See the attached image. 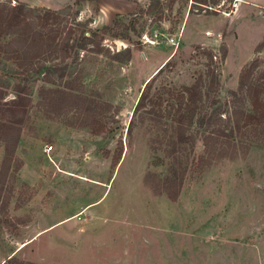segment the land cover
<instances>
[{
	"label": "rangeland",
	"instance_id": "1",
	"mask_svg": "<svg viewBox=\"0 0 264 264\" xmlns=\"http://www.w3.org/2000/svg\"><path fill=\"white\" fill-rule=\"evenodd\" d=\"M157 1L0 0L36 15L55 12L70 45L112 28L102 52L55 57L38 74L0 65L5 101L19 85L31 100L5 186L11 201L0 213V264H264L263 144L205 166L195 121V144L179 151L178 200L153 190L171 174L167 150L183 87L202 79L205 91L214 77L211 99L227 104L251 63L264 78V0H210L209 13L193 0ZM151 80L149 114L135 112ZM56 88L68 94L58 99L62 114L43 101V91ZM82 103L92 115L79 111ZM94 115L105 131H94ZM4 156L0 143V163Z\"/></svg>",
	"mask_w": 264,
	"mask_h": 264
},
{
	"label": "trees",
	"instance_id": "2",
	"mask_svg": "<svg viewBox=\"0 0 264 264\" xmlns=\"http://www.w3.org/2000/svg\"><path fill=\"white\" fill-rule=\"evenodd\" d=\"M193 1V5L200 7L206 13L214 11L211 9L210 0ZM217 2L219 0L216 2L214 0L212 3ZM157 4H161L160 0ZM110 31H112L111 27H105L90 35L82 34L70 45L72 35L65 32L63 20L55 12L46 10L43 14L36 15L32 10H27L23 4L11 6L0 3V65L4 61L14 62L25 71V74H29L30 71L38 74L45 67L44 63L56 59L55 57H60V61H66L72 55L79 57L81 51H86L90 47L94 52H102V40ZM257 68L258 66L253 62L242 71L239 89L231 93L230 103L227 104H219V100L211 99L216 83L214 77L205 91L202 79L191 86L183 87L185 95L181 97L185 101V107L182 103L175 117L174 138L167 150L173 160L171 174L161 184V188L160 186L153 188L155 194L166 195L174 202L178 200L182 184L177 186L176 183H181L185 174L179 151L186 144H195L196 136L192 133L195 121L207 152V156L202 157L200 161L205 166L211 165L215 159H235L240 150L250 148L256 143L264 145V78L255 77ZM152 80L146 84L141 93L135 112L143 111L149 114L145 109L149 104L154 103L151 92L148 91ZM3 94L0 89V143L5 146V156L0 163V213H7L11 196L7 194L5 186L12 170V162L15 160L31 100L29 89L21 85L18 86L14 100L5 101ZM64 95H68L67 91L56 88L44 90L42 96L50 111L62 114L66 108L58 103V99ZM72 95L78 98V94ZM225 105L230 107L231 111L225 110ZM104 106L107 109L112 108L110 104ZM78 107L80 112L84 111L86 115H92L90 107L84 103L79 104ZM91 126L95 132L106 130L105 123L96 116L92 118ZM133 126L132 119L129 130H132ZM122 154L121 149L119 157ZM119 162L120 159L114 160L113 167L116 168ZM194 166L199 167L197 164ZM148 179L150 180V177L147 178V182L152 181ZM151 185L153 187V183Z\"/></svg>",
	"mask_w": 264,
	"mask_h": 264
},
{
	"label": "crops",
	"instance_id": "3",
	"mask_svg": "<svg viewBox=\"0 0 264 264\" xmlns=\"http://www.w3.org/2000/svg\"><path fill=\"white\" fill-rule=\"evenodd\" d=\"M49 228H51V226L49 227ZM116 258H111V260L110 259H107V260H110V261H112V262H110V263H107V264H116V260H115ZM124 260V259H123ZM126 260V259H125ZM154 264H160L159 262H153ZM129 264V263H128Z\"/></svg>",
	"mask_w": 264,
	"mask_h": 264
},
{
	"label": "built area",
	"instance_id": "4",
	"mask_svg": "<svg viewBox=\"0 0 264 264\" xmlns=\"http://www.w3.org/2000/svg\"><path fill=\"white\" fill-rule=\"evenodd\" d=\"M51 151H53V146H52V145H49V146H47V147L45 148V152H46V153L50 154Z\"/></svg>",
	"mask_w": 264,
	"mask_h": 264
}]
</instances>
